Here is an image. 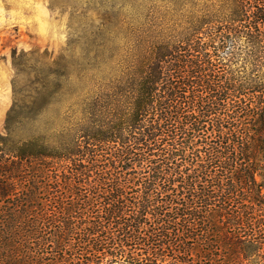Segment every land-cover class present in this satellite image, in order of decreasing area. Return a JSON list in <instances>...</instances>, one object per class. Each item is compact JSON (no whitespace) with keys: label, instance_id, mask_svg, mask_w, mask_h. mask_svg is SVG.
<instances>
[{"label":"trees","instance_id":"obj_1","mask_svg":"<svg viewBox=\"0 0 264 264\" xmlns=\"http://www.w3.org/2000/svg\"><path fill=\"white\" fill-rule=\"evenodd\" d=\"M191 3L153 9L119 74L96 51L65 120L48 114L64 55L54 84L15 99L0 264H264V0Z\"/></svg>","mask_w":264,"mask_h":264},{"label":"rangeland","instance_id":"obj_2","mask_svg":"<svg viewBox=\"0 0 264 264\" xmlns=\"http://www.w3.org/2000/svg\"><path fill=\"white\" fill-rule=\"evenodd\" d=\"M191 2L0 0V130L5 133L6 117L15 99L29 101L32 91L56 82L52 81L55 75H51L65 63L61 55L68 59L72 75L65 93L54 96L56 100L48 114L65 120L67 105L75 101L76 90L93 84L90 75L82 81L76 76L80 68L93 64L96 51H105V56L116 55V60L102 70L119 74L124 67L118 59L135 55L132 47L139 41V23L148 21L153 9L173 13L176 8L188 9ZM103 24L115 28L116 33L110 36L114 43L97 46L98 40L108 37L105 34L95 38V31Z\"/></svg>","mask_w":264,"mask_h":264}]
</instances>
